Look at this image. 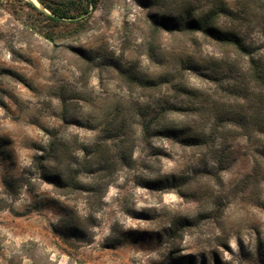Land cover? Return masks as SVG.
<instances>
[{
  "label": "rangeland",
  "instance_id": "1",
  "mask_svg": "<svg viewBox=\"0 0 264 264\" xmlns=\"http://www.w3.org/2000/svg\"><path fill=\"white\" fill-rule=\"evenodd\" d=\"M144 1L97 0L78 27L44 20L28 0H0V264H264V87L248 86L258 111L227 108L211 138L180 145L162 129L209 128V119L171 111L190 108L174 87L213 93L203 66L225 57L200 37L154 33ZM262 30L255 19L241 35L264 63ZM225 77L215 80L226 86ZM111 118L132 157L107 187L98 166L80 168L81 189L66 196L40 179L35 159L52 139L69 143L78 169L80 146L100 141ZM67 217L76 233L59 229ZM177 218L193 226L172 238Z\"/></svg>",
  "mask_w": 264,
  "mask_h": 264
},
{
  "label": "trees",
  "instance_id": "2",
  "mask_svg": "<svg viewBox=\"0 0 264 264\" xmlns=\"http://www.w3.org/2000/svg\"><path fill=\"white\" fill-rule=\"evenodd\" d=\"M38 1L50 15L39 11L29 2L26 5L44 20L78 27L87 22L90 9L97 7V0H64L53 4ZM144 5L153 10L148 14V25L154 33L187 35L193 41L200 37L206 44L220 48L225 57L223 67L215 68L211 63L203 66L204 71L210 73L209 80L216 88L213 93H199L185 85L174 87L176 96L190 99V108H172L171 111H183L187 116L199 118L200 121L209 119V128L203 127L198 130L186 126L179 129H162L163 132L183 147L192 148L200 146L206 138L213 136L227 108L236 107L244 115L249 111H258L261 101H254L247 91L249 85L264 87V63L254 60L251 56L249 47L241 35V28L255 19L259 20L263 28L264 41V0H237L235 8L230 7L225 0H145ZM77 17L80 18L75 19ZM44 37L52 41L51 37L47 35ZM242 63H245L244 66ZM222 75H226L224 78L228 81L226 86L215 80L220 76L222 78ZM144 83L152 89L160 88L161 85V82L157 81ZM200 101L206 102L207 105L203 106ZM114 122L115 118H111L103 123L101 130L104 136L100 141L90 146H80L84 164L78 165L79 170L73 168L77 161L72 157L69 143L62 139H52L48 147L42 149V154L35 159V168L40 173V179L51 185L58 195L66 196L81 189L80 168L91 174L93 167L98 166L97 180L101 182L103 188L107 187L115 173L120 167L127 166L132 157V149L128 146L130 139L121 136L123 123L112 131ZM142 125L147 130L157 124L147 121L142 122ZM18 181L5 178L4 184L9 191H14L18 187ZM160 182L162 179L155 180L149 185H158ZM179 193L183 195L184 192ZM103 195L104 190L100 192L99 197L102 198ZM69 220L70 217H67V221L61 220L62 225L60 224L59 229L76 233L79 226L75 222L70 223ZM192 226L188 219L177 218L171 224L170 236L176 238L180 232L187 231Z\"/></svg>",
  "mask_w": 264,
  "mask_h": 264
},
{
  "label": "water",
  "instance_id": "3",
  "mask_svg": "<svg viewBox=\"0 0 264 264\" xmlns=\"http://www.w3.org/2000/svg\"><path fill=\"white\" fill-rule=\"evenodd\" d=\"M28 2L31 3V4L33 3L31 0H28ZM40 11L45 12V11H43L42 9H40ZM45 13H46V12H45ZM75 19H79V17H77V18H75Z\"/></svg>",
  "mask_w": 264,
  "mask_h": 264
},
{
  "label": "bare ground",
  "instance_id": "4",
  "mask_svg": "<svg viewBox=\"0 0 264 264\" xmlns=\"http://www.w3.org/2000/svg\"><path fill=\"white\" fill-rule=\"evenodd\" d=\"M36 2V1H35ZM36 4H37V2H36ZM37 6V5H36Z\"/></svg>",
  "mask_w": 264,
  "mask_h": 264
}]
</instances>
